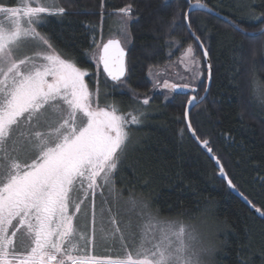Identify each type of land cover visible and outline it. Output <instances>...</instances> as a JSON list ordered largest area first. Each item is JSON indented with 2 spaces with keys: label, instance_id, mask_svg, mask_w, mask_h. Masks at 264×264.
<instances>
[{
  "label": "trees",
  "instance_id": "obj_1",
  "mask_svg": "<svg viewBox=\"0 0 264 264\" xmlns=\"http://www.w3.org/2000/svg\"><path fill=\"white\" fill-rule=\"evenodd\" d=\"M17 1L6 4L15 6ZM54 1L66 14L49 16L51 22L38 31L52 37L58 54L88 71L86 83L92 93L98 89L103 95L102 106L112 101L146 109L144 122L129 146L130 154L113 175L117 198L144 202L165 220L194 223L208 219L222 230L216 264H264V222L228 190L212 160L190 137L184 116L188 95L154 87L149 75L150 70L154 73L176 62L191 44L201 59L199 83L203 87L198 95H204L208 71L196 41L186 28H170L177 9L187 10L185 0ZM203 2L244 32L264 27L250 19L253 13L248 7L258 16L264 11V0ZM128 6L131 12L125 15L120 10ZM190 19L204 30L213 71L208 95L190 113V121L209 139L239 192L264 209L260 179L264 177V108L252 96L256 81L264 92V33L243 35L203 12L190 14ZM125 23L130 31L129 43L123 45L128 53L127 84L114 87L94 57L111 35L120 36ZM241 41L243 59L237 71L234 57ZM145 97L148 105L142 102Z\"/></svg>",
  "mask_w": 264,
  "mask_h": 264
},
{
  "label": "snow or ice",
  "instance_id": "obj_2",
  "mask_svg": "<svg viewBox=\"0 0 264 264\" xmlns=\"http://www.w3.org/2000/svg\"><path fill=\"white\" fill-rule=\"evenodd\" d=\"M185 2L187 10L177 9L170 28L188 30L202 50L203 63L211 79L210 47L205 42L204 30L192 23L190 13L200 10L210 13L213 9L203 0ZM248 7L253 13L250 19L264 25V11L257 16L255 9L251 5ZM120 11L128 15L131 6ZM0 14L11 22V27H6L0 20V176L4 181L0 184V264H201L200 253L207 250L203 241H198V247H194L193 241L198 238L189 231L188 225L178 219H162L144 202L140 205L146 222L142 225L141 243L135 255L102 258L86 253L75 254L80 251L79 242L84 241L83 247L86 248L88 243L94 242V235L89 240L85 232L74 226L75 213H81L82 201L73 203L71 194L83 191L85 197L89 193L95 196L97 188L112 182L117 162L127 156L131 132L128 125H138L141 120L132 113H129L130 119L120 115L116 108L110 111L93 109L85 80L88 71L58 54L52 37L37 30V27L51 22L49 16L63 17L66 14L64 7L55 3L35 6L26 3L23 7H15L6 6L4 0H0ZM25 17L27 26L22 27ZM233 27L239 29L238 25ZM22 37L30 38L31 52L22 51ZM129 38V25L125 23L120 36L100 45L101 50L94 57L97 65H102L104 73L114 82V87L127 84L123 45L129 43ZM237 47L240 51L235 53L237 63L234 67L238 71L243 59V42ZM181 63L187 73L177 74L181 82L160 81L158 77L162 73L151 70L149 75L154 87H162L170 93L188 94L187 106L195 107L204 100V96L198 95V89L203 87L199 83L203 73L200 56L191 44L184 50ZM203 90L208 91L206 87ZM252 96L264 108V93L257 95L253 89ZM58 100L71 110L68 118L53 129L54 141L45 138L41 131H35L37 143L33 147L37 149L36 155L30 162H22L18 155H14L18 152L12 139L14 126L20 125L22 117L28 125L38 123L41 117L46 119L49 109L57 110ZM142 102L148 105L149 99L145 97ZM188 107L185 109L186 118ZM77 112L86 118V123L79 127L73 123ZM186 128L192 138L212 154L211 158L219 166V173L227 180L228 187L239 191L209 139L200 135L190 120ZM9 142L13 145L11 150ZM260 179L264 183V177ZM239 194L260 217H264L262 207L256 206L243 192ZM133 204H136L135 200ZM103 214L101 207V219ZM84 215H87L86 211ZM112 222L116 223L115 218ZM22 229L30 239L29 247L23 251L16 247V237ZM116 230L120 231L119 228ZM149 232L152 233L151 240ZM156 233H159L158 238ZM145 243H151V247H145Z\"/></svg>",
  "mask_w": 264,
  "mask_h": 264
},
{
  "label": "rangeland",
  "instance_id": "obj_3",
  "mask_svg": "<svg viewBox=\"0 0 264 264\" xmlns=\"http://www.w3.org/2000/svg\"><path fill=\"white\" fill-rule=\"evenodd\" d=\"M6 3L7 0H4V4L8 6ZM26 3L34 6L40 4L51 5L53 3L56 4V1L18 0L15 4V7H23ZM42 15L47 16V14ZM0 20L3 21L6 27H11V22L8 21L6 17H3L2 14H0ZM26 21L27 18L25 17L21 22L22 27L27 26ZM114 33L115 32H113L112 34ZM117 37H119V35L114 34L111 35L109 39ZM21 42L24 45L22 51L31 52L30 38L22 37ZM181 57L176 62L174 61L173 63H171L170 66L168 65V67L166 66L163 69L154 72L162 73L158 77L160 81L168 79L170 81L181 82L177 74H187L185 72L183 64L181 63ZM151 80L153 81L152 77ZM254 89L256 90L257 95H259L260 93H264L262 91L263 89L259 85V82L257 81L254 83ZM89 91L91 93L90 102L93 109H96L98 107L100 109L110 111L113 108H116L118 110V114L120 115L129 117V113H132L139 116L141 120L140 124L128 125V127L131 129L130 142L128 144L129 149L130 144L133 143L132 139L135 136L136 131L142 126L144 122L143 117L146 112L145 107H143L142 105L137 106L134 103L122 106L121 104L112 101L106 102L107 106L104 107L101 104L104 99L102 98L103 95L100 93V91L96 89L95 92L92 93L90 88ZM56 103L58 105L57 110L53 111L52 109H49L46 119L44 117H41L38 123L33 122L32 125H28L24 123L22 117L20 125L14 126L12 139L15 141V147L18 149V152L14 153V155H18L19 159L22 162H30L32 157L36 155L37 149L33 147V145L37 143L36 137L34 135L35 131H41L45 134V138L49 139L50 141H54L55 134L53 133V129L58 127L59 124L63 122V119L68 118V114L71 111L68 105L60 100H58ZM141 112L143 113V115L140 114ZM73 123H75L76 126L79 127L82 124L86 123V118L83 117L82 113L77 112ZM16 129H21V132L24 133V135H21V141L18 140ZM12 147V143L9 142V150H11ZM128 149L127 156L130 154V151ZM122 161L117 162V169L119 168ZM116 170L112 173V179ZM71 198L73 203H75L77 200L82 201L81 213H75L74 226H78L80 231L85 232L89 240H92L94 235V242L88 243L86 248L83 247L84 241H80V251L75 254L83 255L86 253L88 255H96L102 258H118L123 257L129 253L135 255V250L141 243L142 225L146 222L141 215L140 202L138 203L136 201V204L134 205V199H118L112 182L107 185H103L102 188H97L95 191V196H93L92 193H89L87 197H85L83 191H75L71 194ZM110 202H113V204L110 205ZM101 207H103L104 209L103 219H101L100 215ZM85 211L87 212V215H84ZM113 218H115L116 223L112 222ZM183 223L188 225L189 231L198 238L197 241H193L194 247H198V241H203L204 247L207 249L206 251L200 253L201 261L206 262V264H216V254L218 253L220 246L218 241L222 230H220L217 225L213 224L206 218L194 223ZM101 225L103 226V231H101ZM117 228H119L120 231H117ZM158 235L159 233H156L157 238ZM121 237H123L124 239L122 240ZM151 237L152 233L149 232V240H151ZM29 245V237L24 230H21V232L18 233L16 237V247L23 251V249L28 248ZM145 247H151V243H145Z\"/></svg>",
  "mask_w": 264,
  "mask_h": 264
},
{
  "label": "water",
  "instance_id": "obj_4",
  "mask_svg": "<svg viewBox=\"0 0 264 264\" xmlns=\"http://www.w3.org/2000/svg\"><path fill=\"white\" fill-rule=\"evenodd\" d=\"M197 12H199V13H200V12H203V13H206V14H208V15H210V16H215V17L221 19L222 21L224 20V22H226L227 24H229L231 27H233V25H235V24H233L228 18H226L225 16H221V15H219L218 13H216V12H214V11H212V12L209 13V12H206V11L200 10V11H197ZM190 14H192V13H190ZM233 28H234V27H233ZM235 29H236L238 32L242 33L243 35H247V36H251V37H256V36H259V35H261V34L264 33V27H263L261 30H258V31H256V32H246V31L244 32V31L241 30L240 28H239V29L235 28ZM187 31H188V30H187ZM188 33H189V32H188ZM248 33H253V34H252V35H248ZM107 41H108V40H107ZM107 41H105L104 43H107ZM196 43H197V42H196ZM197 45H198V43H197ZM198 48H199V46H198ZM100 50H101V49H100ZM100 50H99V52H100ZM199 50L201 51V54H202V50H201L200 48H199ZM125 53H126V55H125V63H126V58H127L128 53H127V51H125ZM203 59H204V58H203ZM126 66H127V64H126ZM100 68H101V71H102L103 75L106 76V78L109 80V82H111V83L114 84V82H112V81L110 80V78L107 77V74L104 73V71H103V66H102V65H100ZM205 68H206V71H208L206 65H205ZM212 74H213V71H212ZM211 80H212V77H211V79H209V78H208V73H207V80H206L207 84H206V88L208 89V91H209V89H210V87H211V84H212ZM208 91H207V93L204 92V95H203V96H204V99H205L206 96L208 95ZM173 94H175V95H180V96H182V95H188V94H184V93H173ZM203 101H204V100H203ZM199 104H200V103H199ZM199 104H197L195 107H197ZM185 105H186V107H188V106H187V103H186ZM186 107H185V109H186ZM195 107H188V117H187V118L185 117V127H186L187 123H188L189 120H190V113L194 110ZM184 116H185V110H184ZM188 133H189L190 137H192V136H191V133H190V132H188ZM192 139H193V138H192ZM193 141L196 142V144L199 146V148L202 149V151L206 154V156H208V158H210V159L212 160V162L214 163L215 169H217V171H218V178H219L220 180H223V181L225 182V184H226L228 190H230L231 193H232L234 196H236V197L238 198L239 201L243 202V203L248 207L249 211L252 212V214H254L255 216H257L260 220H262V221L264 222V217H260L259 214L255 212V209H254L253 207H251V206L248 204V202H247V201H246V200H245V199L239 194V191H236V190L230 189V188L228 187L227 180H225V179L220 175V173H219V166L215 163V160L211 158V157H212V154L208 153L207 150H206L205 148H203L202 145H201L197 140L193 139Z\"/></svg>",
  "mask_w": 264,
  "mask_h": 264
},
{
  "label": "flooded vegetation",
  "instance_id": "obj_5",
  "mask_svg": "<svg viewBox=\"0 0 264 264\" xmlns=\"http://www.w3.org/2000/svg\"><path fill=\"white\" fill-rule=\"evenodd\" d=\"M198 50H199V48H198ZM201 52V51H200ZM177 74V73H176ZM190 98V95H188V97H187V99H189ZM16 132H17V134H18V140L19 141H21V138H22V136L20 135V133H21V129H16ZM4 181H3V177L2 176H0V184H2ZM15 223V222H14ZM23 230V229H22Z\"/></svg>",
  "mask_w": 264,
  "mask_h": 264
},
{
  "label": "clouds",
  "instance_id": "obj_6",
  "mask_svg": "<svg viewBox=\"0 0 264 264\" xmlns=\"http://www.w3.org/2000/svg\"><path fill=\"white\" fill-rule=\"evenodd\" d=\"M201 264H206V262H204V261H201Z\"/></svg>",
  "mask_w": 264,
  "mask_h": 264
}]
</instances>
